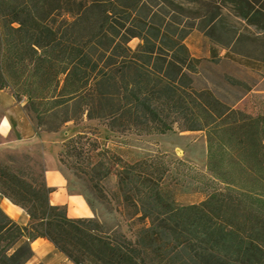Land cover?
Returning <instances> with one entry per match:
<instances>
[{"label":"trees","instance_id":"16d2710c","mask_svg":"<svg viewBox=\"0 0 264 264\" xmlns=\"http://www.w3.org/2000/svg\"><path fill=\"white\" fill-rule=\"evenodd\" d=\"M193 28L236 57L264 60V0H0V89L9 86L6 60L32 65L28 102L38 126L43 117L33 100L51 104L44 113L58 122L48 131L85 114L121 133L165 134L183 119L185 130L251 139L257 130H248V117L194 87L201 59L184 40ZM257 134L264 152V127ZM82 138L115 165L114 199L147 224L133 239L104 232L100 221L68 217L64 205H52L44 175L34 186L0 163V193L30 217L21 225L0 209V264H25L30 242L41 237L74 264H264V201L214 190L180 205L163 187L168 168L161 158L122 160L83 132L63 142L64 155L81 159ZM89 166L76 169L108 200L98 183L112 171L101 160Z\"/></svg>","mask_w":264,"mask_h":264},{"label":"rangeland","instance_id":"374dc122","mask_svg":"<svg viewBox=\"0 0 264 264\" xmlns=\"http://www.w3.org/2000/svg\"><path fill=\"white\" fill-rule=\"evenodd\" d=\"M228 20L231 25H240L233 17ZM184 40L189 53L201 59L196 73L192 75L194 87L207 88L220 101L234 110H240L252 121L248 130L251 129V133L257 130L258 133L264 127V60L236 57L228 49L214 44L197 28H193ZM138 41L137 37H133L129 45L134 48ZM2 67L9 83L5 89L19 94L20 101L26 103L28 116L39 129L55 132L50 138L53 137L51 142L57 150L62 149L58 159L62 156L64 163L59 159L58 166L65 176L66 185L69 191L87 200L98 214L94 219L101 222L104 232H121L133 239L147 220L134 216L133 208L125 207L114 199L113 193L118 191L115 165L108 164L104 155L96 154L97 150H93L85 138L81 139V144H76L82 151L81 159L75 155H64L63 142L80 132L95 137L99 149L109 150L122 160L134 162L145 157L161 158L168 168L163 187L171 190L180 205L200 202L214 190L239 191L248 193L256 203L264 201V152L256 148L257 133L250 139L218 129L185 130L183 119L174 123V128L165 134L121 133L107 128L98 119H87L85 114L79 120H69L55 131H48L51 124L58 122H52L50 113H44L51 104L43 99L33 100L36 110L43 117L44 124L38 126L39 119L28 102L30 82L35 80L32 65L6 60ZM40 153V143H26L16 148L0 146V163L11 166L23 179L38 186L44 175ZM100 160L112 171L98 183L109 201L99 197L97 189L91 186L89 176L76 169L81 165L89 169L90 164Z\"/></svg>","mask_w":264,"mask_h":264},{"label":"crops","instance_id":"0c3cea01","mask_svg":"<svg viewBox=\"0 0 264 264\" xmlns=\"http://www.w3.org/2000/svg\"><path fill=\"white\" fill-rule=\"evenodd\" d=\"M25 104L24 100L17 101L10 89H0V138L2 139L0 146L16 148L22 147L26 143H40L45 183L52 188L48 201L52 205H64L68 217L96 218L98 214L95 213L87 200L83 196L69 191L66 185L65 176L58 166V154L62 149L57 150L51 142L53 137L50 138L55 132L39 129L32 118L28 116ZM0 209L21 225H26L29 222L30 217L27 212L21 206L10 202L2 193H0ZM30 245L32 254L25 264H74L44 237L32 240Z\"/></svg>","mask_w":264,"mask_h":264}]
</instances>
